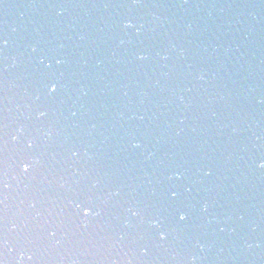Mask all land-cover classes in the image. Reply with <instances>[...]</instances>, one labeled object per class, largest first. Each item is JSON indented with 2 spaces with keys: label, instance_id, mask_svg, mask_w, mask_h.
<instances>
[{
  "label": "water",
  "instance_id": "95a60500",
  "mask_svg": "<svg viewBox=\"0 0 264 264\" xmlns=\"http://www.w3.org/2000/svg\"><path fill=\"white\" fill-rule=\"evenodd\" d=\"M262 163L264 0H0V261L264 264Z\"/></svg>",
  "mask_w": 264,
  "mask_h": 264
},
{
  "label": "snow or ice",
  "instance_id": "6c2138e0",
  "mask_svg": "<svg viewBox=\"0 0 264 264\" xmlns=\"http://www.w3.org/2000/svg\"><path fill=\"white\" fill-rule=\"evenodd\" d=\"M139 0H133V3H138ZM38 63L40 65H43V67L45 69H48L51 67L50 64L48 63H45V59L44 58H41L39 59ZM56 65H60L63 63V61H61L60 59H57L56 60ZM44 87L47 89V92L50 96H54L56 93H57V83L53 80H48L45 84H44ZM41 115H43V113H41ZM73 115H75V113H73ZM28 147L31 148L32 147V144L29 143L28 144ZM133 148H137L139 147V144H136V143H133L132 145ZM264 167V166H262ZM22 173L27 175L29 173V166L28 165H24L22 166ZM210 173L208 172H205V175H209ZM0 184L3 185V188L0 189V194H3L4 191L8 188V184L6 182V180L4 179V176L2 175V177H0ZM177 193L175 191H173L171 193V195L169 196V200H175L176 197H177ZM6 199V197H5ZM4 201L3 200H0V204H3ZM76 208L80 210V214L83 215V216H88L90 213H91V209L88 208V207H82L81 204H77L76 205ZM137 213H133V215H136ZM174 214H175V218L178 222H184L187 220V213L183 211L182 208L180 207H174ZM7 228V221L5 220V218L3 216H0V239L5 240L4 236L2 235V233L6 230ZM159 239L160 240H164L165 239V234L164 233H161L160 236H159Z\"/></svg>",
  "mask_w": 264,
  "mask_h": 264
},
{
  "label": "clouds",
  "instance_id": "9594fccd",
  "mask_svg": "<svg viewBox=\"0 0 264 264\" xmlns=\"http://www.w3.org/2000/svg\"><path fill=\"white\" fill-rule=\"evenodd\" d=\"M62 13V9H61V11H58L57 12V15H60ZM130 25L128 24V23H126L125 25H124V27H129ZM147 58V56L146 55H139L138 57H137V59H146ZM62 61V60H61ZM98 63H99V61H98ZM260 167H262V166H264V163H262L261 165H259ZM177 179H179L180 177H179V175L177 174V177H176ZM5 180H6V182H7V178H5ZM207 208V205H205L204 206V209H202V210H205ZM6 231H8V228L6 229ZM3 244H4V247L5 248H7L8 247V240L7 239H5L4 240V242H3ZM0 264H5V261L3 260V261H0Z\"/></svg>",
  "mask_w": 264,
  "mask_h": 264
}]
</instances>
